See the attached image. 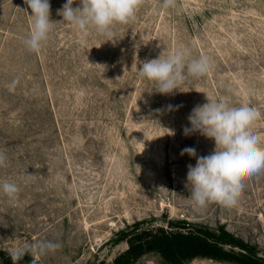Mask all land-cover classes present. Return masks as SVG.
Segmentation results:
<instances>
[{"label": "rangeland", "instance_id": "obj_1", "mask_svg": "<svg viewBox=\"0 0 264 264\" xmlns=\"http://www.w3.org/2000/svg\"><path fill=\"white\" fill-rule=\"evenodd\" d=\"M66 2L49 0L56 23L33 53L24 45L31 9L0 0V151L8 158L0 182L20 188L15 200L0 192V260L48 239L62 247L30 255L36 264L111 262L127 248L123 231L137 226L227 233L247 245L219 243L232 256L183 264H264V172L244 181L237 206L197 210L188 165L216 145L184 134L196 106L224 100L258 110L252 130L264 147V0H176L167 9L143 0L135 20L111 36L64 22L58 10ZM180 48L189 59L210 57L211 71L187 76L170 94L139 77L143 62ZM186 147L196 157L181 155ZM132 264L170 263L150 251Z\"/></svg>", "mask_w": 264, "mask_h": 264}, {"label": "clouds", "instance_id": "obj_2", "mask_svg": "<svg viewBox=\"0 0 264 264\" xmlns=\"http://www.w3.org/2000/svg\"><path fill=\"white\" fill-rule=\"evenodd\" d=\"M31 9L32 27L24 39L25 47L33 53H39L48 41L53 29L50 19L49 0H24ZM75 0H67L58 10L74 29L85 32L94 29L100 35H112L117 24H128L136 18V12L143 0H79V6L73 7ZM176 0H163V7H175ZM190 53L182 48L167 56L143 62L138 69L141 79H147L160 94H170L179 89L181 83L191 76L199 79L206 76L212 68L210 57L201 55L189 59ZM19 80L9 85V91H15ZM196 106L188 119L191 128H185L184 134L199 132L214 139L215 150L207 156L197 158L196 165H188L187 185L191 184V200L197 210H204L216 203L224 208L237 206L244 188V181L264 172V147L260 146L253 126L260 113L255 107L231 106L224 100H210ZM171 108V106H169ZM196 157L194 147L182 149L181 155ZM7 155L0 151V167H6ZM26 175V174H25ZM31 178L33 175H26ZM0 192L15 200L20 192L15 182H0ZM62 247L55 240L40 239L26 242L9 250L13 264H18L26 255L45 256Z\"/></svg>", "mask_w": 264, "mask_h": 264}, {"label": "trees", "instance_id": "obj_3", "mask_svg": "<svg viewBox=\"0 0 264 264\" xmlns=\"http://www.w3.org/2000/svg\"><path fill=\"white\" fill-rule=\"evenodd\" d=\"M123 237L127 241V248L116 254L111 262L101 264H132L150 251L158 252L170 264H183L197 256L218 255L225 256L226 259L232 256L223 251L219 243H228L247 249V245L234 237H229L227 233L216 236L210 231L194 228L183 231L167 230L163 227L135 226L123 231ZM0 264H13L9 254L1 258ZM18 264H36V262L30 255H26Z\"/></svg>", "mask_w": 264, "mask_h": 264}]
</instances>
